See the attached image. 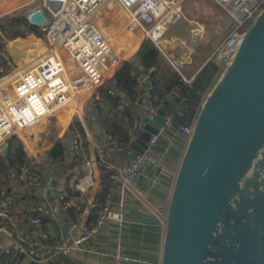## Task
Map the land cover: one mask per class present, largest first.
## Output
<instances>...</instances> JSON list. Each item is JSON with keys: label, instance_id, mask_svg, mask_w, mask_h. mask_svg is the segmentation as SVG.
<instances>
[{"label": "built area", "instance_id": "1", "mask_svg": "<svg viewBox=\"0 0 264 264\" xmlns=\"http://www.w3.org/2000/svg\"><path fill=\"white\" fill-rule=\"evenodd\" d=\"M202 2L224 10L234 22L229 33L209 56L224 68L236 53L252 21L264 8V0ZM195 4V0H42L30 11L39 8L44 16V23L40 25L45 29L43 55L33 58L23 54L24 62L20 70H17L19 68L15 62L4 56L9 65L14 64L15 69L0 77V147L9 137L43 122L72 100L92 94L121 64L120 50L133 35L141 33L144 39L151 40L161 54V40L166 32L183 20L187 7ZM0 35L4 36L1 32ZM60 52L71 59L76 73L70 74ZM179 75L186 83L192 79ZM138 79L145 84L144 98L142 94L129 96L117 91L116 86L110 88L108 94L118 96L122 109L143 101L147 116H162V126L157 133L149 136L142 153L131 146L144 125L142 118L136 117L134 112L130 114L129 147L124 149L118 146L111 134L104 133L115 149L128 159L123 174L115 172L110 176L111 185L104 194L103 202L100 205L94 200L87 202L83 211L88 213L97 208V215L93 225L85 227L76 239L77 244L96 235L105 221L116 222L119 226L124 224L125 216L131 210L129 187L135 184L144 165L159 162L163 133L179 134L186 144L193 131L195 119L190 124L182 125L173 121L171 113H161L165 103L178 95V84H173L158 97L153 94L154 85L149 74H142ZM92 107L98 109L95 102H92ZM77 110L76 104L74 112ZM100 119L103 120V117ZM85 149L86 145L79 134L72 131L66 156H84ZM94 164L90 159L82 162L83 174L75 183V189L81 194L95 186ZM59 199L64 206L68 205L62 195ZM76 208L80 209L81 205L78 204ZM112 259L114 264H146V261L130 256L120 242L114 248Z\"/></svg>", "mask_w": 264, "mask_h": 264}, {"label": "crops", "instance_id": "2", "mask_svg": "<svg viewBox=\"0 0 264 264\" xmlns=\"http://www.w3.org/2000/svg\"><path fill=\"white\" fill-rule=\"evenodd\" d=\"M38 4L36 0H0V19L6 15L26 16L28 11ZM24 8L27 9L23 11ZM17 31L34 32L30 29ZM13 33L2 37L0 54L8 56L16 63L19 68L17 70H20L24 62L23 54L40 58L46 43L43 34L8 39ZM136 35L127 39L121 49V56L130 55L124 60L134 58L138 52L142 39L138 41L134 51L128 55L125 52V48L132 43ZM181 38L183 37L179 36L174 25L161 41H165L163 45H169L166 49L175 55L176 71L186 78H193L209 57L196 67L189 57L190 52L179 46ZM168 55L166 53L164 56L169 58ZM68 66L72 68H68L72 75L74 64ZM141 84L140 94L144 98L145 84ZM97 90L98 88L92 94L72 100L57 109L48 119L12 136L21 141L33 171L29 180L22 185L14 203L0 208L1 264H11L16 255V262L25 261L28 264H114L112 254L118 242L124 245L130 256L144 260L146 264H161L167 210L177 169L186 146L184 137L176 133L162 134L159 162L144 165L135 184L129 187L131 210L125 216L124 224L119 226L116 222L105 221L96 235L75 243L83 229L90 227L87 222L90 211L85 213L83 210L87 202L96 200L101 183L100 167L112 171L111 175L115 172L123 174L128 159L104 137L107 132L102 127L99 109L94 110L92 107V102H97V106L103 107ZM76 104L78 110L74 112ZM143 104L142 101L131 107L136 117L142 119L147 116ZM73 118L80 122L85 133V139L82 141L86 145L83 157L95 162V186L85 194L75 189V182L79 175L83 174L82 163L79 167L73 166L74 157L66 156L65 151L71 132L78 133L77 127L70 128ZM57 143L64 145L62 157L52 160L51 153ZM48 189L51 190L50 194L47 193ZM60 195L66 198L67 206L62 204ZM78 204L81 205L80 209L76 208ZM72 208L78 213L75 220L70 219L69 211ZM4 231H9L11 237L2 233Z\"/></svg>", "mask_w": 264, "mask_h": 264}, {"label": "water", "instance_id": "3", "mask_svg": "<svg viewBox=\"0 0 264 264\" xmlns=\"http://www.w3.org/2000/svg\"><path fill=\"white\" fill-rule=\"evenodd\" d=\"M27 20L42 25V11ZM142 120L131 145L138 153L163 123L159 114ZM161 264H264V8L194 120L170 196Z\"/></svg>", "mask_w": 264, "mask_h": 264}, {"label": "trees", "instance_id": "4", "mask_svg": "<svg viewBox=\"0 0 264 264\" xmlns=\"http://www.w3.org/2000/svg\"><path fill=\"white\" fill-rule=\"evenodd\" d=\"M30 29L34 31H17ZM17 31V32H15ZM0 32L8 39L24 38L26 35L37 34V26L30 24L24 15H11L0 22ZM138 37H133L132 43L125 48L126 55L134 51L138 44ZM7 39V38H6ZM2 37L0 35V44ZM160 52L149 39H145L139 46L138 52L134 58L123 60L116 68L113 74L98 87V94L103 107H99V117L105 132L111 134L117 145L127 148L131 144L128 140V132L131 127L132 117L131 108L122 109L119 107L118 96L109 95L108 90L116 86L117 91H123L129 96L142 93V84L139 77L143 73L149 74L153 81V94L160 97L173 84H178L180 90L172 102H166L161 113L169 112L173 116V121L177 124H190L197 116L202 102L209 93L210 89L217 80L223 67L213 58H209L201 68L196 72L189 83L181 80L179 73L171 66L161 65ZM5 57L0 54V77L6 75L10 70ZM98 101V99H95ZM97 103V102H96ZM170 103V104H169ZM98 105V104H97ZM77 127V131L83 141L85 133L80 122L73 118L70 128ZM6 152L2 153L0 149V208L11 206L19 195L20 189L24 183L29 180L33 169L29 165L27 154L23 150L20 140L15 137H9L5 142ZM64 145L57 143L52 150V160L61 159ZM73 166H78L85 160L83 156H73ZM112 171L100 167V189L96 194L95 202L100 205L103 202L104 194L111 185ZM81 177L79 175L78 179ZM76 183V182H75ZM64 200L66 198L64 197ZM67 201V200H66ZM70 219H77L78 213L72 208L69 211ZM97 208L91 209L88 217V226H91L96 218ZM18 255L14 256L11 264H14ZM73 264V263H70Z\"/></svg>", "mask_w": 264, "mask_h": 264}, {"label": "rangeland", "instance_id": "5", "mask_svg": "<svg viewBox=\"0 0 264 264\" xmlns=\"http://www.w3.org/2000/svg\"><path fill=\"white\" fill-rule=\"evenodd\" d=\"M202 1L203 0L196 2L195 0L196 4L193 7L190 6L187 7L183 20L176 25V31L179 33V36L183 37L181 38V43L179 46L186 52H190L189 57L192 59V62L193 64H195L196 67L211 55L213 50L222 41V39L229 33L230 29L234 24L233 20L227 15V13L224 10L215 6L205 5L204 4L205 2L203 3ZM36 3H42V0H36ZM26 9L24 8L23 11ZM8 16L6 15V17L5 16L4 17L7 18ZM4 17H1V19ZM44 31H45L44 27L37 26L38 35H42V34L44 35ZM136 37H138L137 39L140 41L141 39L142 41L145 40L144 37L139 33L138 35H136ZM163 43L165 44V41L164 42L161 41V45L163 47L162 50L163 52L160 55L161 65H163L164 67L171 66L176 70L175 55L169 52L168 49H166L169 45L168 46L163 45ZM121 51L122 50H120V52ZM166 53L169 54L168 55L170 56L169 58L164 56L166 55ZM60 54L64 64L67 66V69L70 67L68 65L74 64L64 52H60ZM129 56L130 55H128L127 57L121 56V59L124 60ZM9 66L10 69L14 71L15 69L13 68L14 64L11 63V65ZM70 69L72 68L70 67ZM72 72L76 73L75 65ZM50 122L53 123V120H51ZM4 146L5 145L3 143L0 149H2ZM160 149L162 148L160 147L159 150ZM34 182H36L37 184L39 183V181H35V180Z\"/></svg>", "mask_w": 264, "mask_h": 264}, {"label": "bare ground", "instance_id": "6", "mask_svg": "<svg viewBox=\"0 0 264 264\" xmlns=\"http://www.w3.org/2000/svg\"><path fill=\"white\" fill-rule=\"evenodd\" d=\"M41 27H43V26H41ZM141 34V33H140ZM142 35V34H141ZM143 36V35H142ZM3 51V50H2ZM4 52V51H3ZM9 91V90H8ZM10 92V91H9ZM252 172V170H250L248 173H247V176L250 174ZM245 178H246V176H245ZM2 233H4V234H6V235H8V236H10L11 237V235H10V232L9 231H4V232H2ZM13 237V236H12Z\"/></svg>", "mask_w": 264, "mask_h": 264}]
</instances>
